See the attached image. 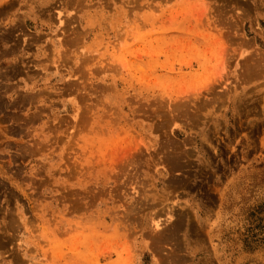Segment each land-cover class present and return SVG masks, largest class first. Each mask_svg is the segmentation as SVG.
Listing matches in <instances>:
<instances>
[{"label": "rangeland", "instance_id": "obj_1", "mask_svg": "<svg viewBox=\"0 0 264 264\" xmlns=\"http://www.w3.org/2000/svg\"><path fill=\"white\" fill-rule=\"evenodd\" d=\"M0 264H264V0H0Z\"/></svg>", "mask_w": 264, "mask_h": 264}]
</instances>
